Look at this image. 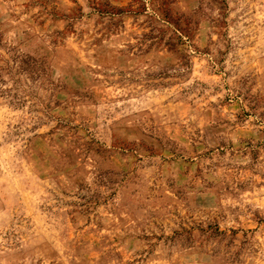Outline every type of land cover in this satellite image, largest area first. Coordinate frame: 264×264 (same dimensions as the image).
<instances>
[{
  "label": "rangeland",
  "instance_id": "obj_1",
  "mask_svg": "<svg viewBox=\"0 0 264 264\" xmlns=\"http://www.w3.org/2000/svg\"><path fill=\"white\" fill-rule=\"evenodd\" d=\"M0 264H264V0H0Z\"/></svg>",
  "mask_w": 264,
  "mask_h": 264
}]
</instances>
